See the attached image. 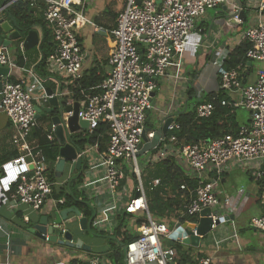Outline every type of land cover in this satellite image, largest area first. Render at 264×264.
Segmentation results:
<instances>
[{
  "label": "built area",
  "instance_id": "built-area-1",
  "mask_svg": "<svg viewBox=\"0 0 264 264\" xmlns=\"http://www.w3.org/2000/svg\"><path fill=\"white\" fill-rule=\"evenodd\" d=\"M14 1L17 0H4L0 11ZM21 1H29L31 5L39 2L43 4V17L51 28L55 42L54 50L45 59V67L51 78H63L72 83L82 76L83 63L91 57L79 39L78 31L83 26L102 30L113 38L114 45L107 58L108 72L101 83V90L81 99L77 112L78 118L88 122V132H92L100 122L107 123V145L103 151H98V143L78 148L76 159L82 160L81 171H85L88 166H92L89 160L92 150L103 168L106 190L100 196L105 195V199L98 197L97 205L108 204L96 212V205L92 201L91 205L95 207L90 224L94 228L109 231V227H112L113 230L116 226L114 216L125 212L142 214L146 219L136 227L137 237L124 243L125 264H181L177 248L166 243L165 239L171 240L170 234L177 224L183 223L181 218L185 216L194 217L190 223L196 227L201 211L206 208L210 209L212 226L205 236H200V243L207 235L215 247L236 237L234 231L222 236L215 233L220 224L232 221L230 215L234 213V199L229 196L220 198L218 191L221 176L232 165L256 163L251 167L254 177L262 182L259 200L264 207V0L257 1L254 7L255 22L244 34L249 43L246 58L263 63L256 71L255 80L242 83L241 64L226 68L218 56L211 61L220 80V90L241 91L238 105L249 110L250 123L239 126L235 134L226 133L181 146H175L173 135H161L155 147L143 154H139L142 135H145L142 143L144 147L151 142L155 133L146 130L145 123L153 107L152 97L157 81L167 76L175 56L184 51L196 20L208 9L225 5L228 0H123L111 29L98 26L85 14L83 0ZM231 6L233 19L241 23V8L235 2ZM0 66L8 67V74L2 81L0 112L8 117L15 128L12 142L19 150L17 156L0 164V191L7 195L10 209L25 205L28 209L36 210L47 203L53 211H59L65 199L54 197L53 187L56 184L63 185L70 179L50 180L45 156L29 137L32 130L39 127L35 103H46L49 97L59 98L61 93L57 90L48 96L45 92L47 79L32 70L19 68L9 58L3 45H0ZM16 69L27 72V77L12 80L10 75ZM221 104L226 102L221 101ZM195 108L198 117H208L214 106L211 102H200ZM71 115L72 110L64 112V126L67 127L66 122ZM55 127L52 123L42 131L50 141L55 138ZM177 127L173 121L167 129L169 131ZM170 155L191 169L189 176L196 178L197 184L193 187L186 184L180 186V189L187 191L188 198L177 217L168 221L154 220L148 210L146 191L159 185L160 181L154 178L145 183L143 165ZM74 161L70 162L71 166ZM238 192L240 194L241 190ZM105 211H110L109 217L99 218V213L105 214ZM218 219L220 222L216 224ZM23 222H28L26 215L23 216ZM249 225L264 236V214L252 217ZM195 227L191 229L192 233H196ZM59 229L62 233L66 230L64 224H60ZM0 231L12 238V228L0 223ZM185 237H189V234L171 240L182 245L185 253L190 255L191 259L183 264H213L211 256L187 249V244L183 243ZM9 243L8 239L4 241L5 246H9ZM87 263L113 264L109 257L96 253L90 255Z\"/></svg>",
  "mask_w": 264,
  "mask_h": 264
},
{
  "label": "crops",
  "instance_id": "crops-1",
  "mask_svg": "<svg viewBox=\"0 0 264 264\" xmlns=\"http://www.w3.org/2000/svg\"><path fill=\"white\" fill-rule=\"evenodd\" d=\"M241 1L246 17L238 25L232 26L228 24L226 17V10L230 13L232 9L231 3H237L236 0H228L225 5L208 9L202 17L196 20L195 28L188 36L184 51L175 56L168 68L167 76L157 81V87L152 97L153 107L147 114L145 123L146 130H153L155 132L159 129L161 121L165 118H175L177 114L186 112L195 107L197 103H200L202 96L220 91V80L211 61L213 57L218 56L223 62L230 50L243 41L245 31L255 22L256 18L254 7L258 0ZM247 1H250L251 4ZM123 3V0H83V9L85 14L93 21L99 16L101 24L112 28L115 25L116 15L122 8ZM3 4L4 0H0V7H2ZM7 6L0 11V19L9 22V24L16 29L18 26L15 25V21L7 15ZM34 6H36L34 7V17H38L39 15L43 16V8L36 4H34ZM246 8H249L250 11ZM109 9L114 13L113 15L105 14V11ZM31 28L37 31L41 43L42 28L37 24L31 26ZM78 33L83 47L89 51L91 56L84 61L83 72L89 69L96 60L100 61L104 70L108 72L107 58L114 43L113 38L106 33L97 32V30L89 25L80 28ZM7 36L8 34L4 33L0 28V37L6 39ZM108 36H110V38H108ZM22 41L23 36L17 40H12L9 46H5L8 56L16 62L19 68L32 70L37 74L36 71L39 70L37 64L41 59L40 43L37 46L24 50L21 46ZM17 53L22 56V64L17 63ZM262 65L263 63L250 60L247 61L245 66L241 65L242 80L245 79V83L253 82L256 77L257 69ZM44 71L48 75L46 80L47 85L45 83L46 87L53 91H57L63 86L64 88L62 92H60L61 95L68 93L66 86L70 83L66 82L64 84L62 82L68 81L67 79L60 78L58 80L55 77L51 78L45 65ZM21 77H27V72L21 69L14 70L13 74L11 73L10 75L12 80H18ZM4 78L5 76L0 77V81H4ZM191 90L193 92H191ZM224 92L229 97V101L227 102L229 105H234L236 107L241 106L238 105V102L241 100L240 90L234 89ZM80 101L81 100H71L66 105H74L77 103L79 107ZM35 104V106L40 108V112L38 113L39 127L36 129L42 132L48 129V126L50 127L52 124L50 120L45 118H48V116L44 114V109L48 107V103L36 102ZM235 115L236 121L238 122L237 129L241 125L250 123L251 116L249 111H245L244 118H238L237 112ZM67 131L66 129V132ZM14 133L15 128L10 123L8 117L3 112H0V164L8 157H10V159L15 157V153L19 154V150L12 142ZM69 136L70 133H68L67 142H70ZM30 140L34 145H38L36 139ZM96 156L97 155L91 150L89 160H91L90 164L92 166H88L85 171L73 169L71 163L66 161L61 175L57 176V181H63L65 178H69L70 181L74 183V181L78 180L77 178L79 175L82 176L80 182H77V188L82 193V196L86 198L92 209L95 207L91 205L92 201L95 203L97 212L98 209L108 203L97 205V200L100 199L98 197L105 199V195H100H103L106 189L103 168L97 162ZM67 163H69V174L64 177L63 173ZM252 165L255 166L256 163L252 162L250 165L241 166L232 165L220 178L218 183L219 197L229 196L232 200L234 199L235 209L234 213L230 215L232 221L220 224L215 233L218 236H222L225 233L231 234L234 231L236 237H231L221 245L215 247L211 245L212 243H210L209 235H207L205 244L210 248L213 247L209 249L210 252L204 250L208 256L215 253V255L219 253L224 255L227 254L226 250H234L238 252V258L244 260L245 264H264V236L249 225V221L252 217L264 214V207L259 200L261 181L254 177ZM56 186H60V184H56ZM239 190H241L240 194L238 192ZM52 211V206L47 203L36 210L28 209L25 205H20L14 210L10 209L7 195L0 191V223L13 229L12 238L7 237L3 231H0V264H70V260L72 259H76L77 262L83 261L86 264L88 258L93 253L108 257V253L111 252L112 249L111 244L110 247L104 249V251H94L90 245L82 241L83 244L90 246L91 249L88 251L82 248L52 243L31 234L27 230L31 220L37 222L42 215L51 217ZM105 212V214L99 213V218L107 219L110 211ZM25 215L28 217L27 223L23 222V216ZM50 219L51 218H49V221ZM68 219H70L71 222L76 219L75 222L78 223L79 218L71 214ZM70 221L67 222V224L62 222L64 228L68 229L67 225L71 223ZM133 221H135V219L130 220L129 227L136 229ZM90 228L98 230L89 223L88 228L82 231H90ZM111 230L112 227H109V231H99H102L101 236L108 240L107 236L110 235ZM6 239L10 240L9 246L4 245ZM75 240L73 236L72 241L75 242Z\"/></svg>",
  "mask_w": 264,
  "mask_h": 264
},
{
  "label": "trees",
  "instance_id": "trees-1",
  "mask_svg": "<svg viewBox=\"0 0 264 264\" xmlns=\"http://www.w3.org/2000/svg\"><path fill=\"white\" fill-rule=\"evenodd\" d=\"M36 5L43 8V4L41 2L36 3ZM34 7L36 6L31 5L29 1L17 0L7 6L6 12L8 17L15 21V25L21 28V32L23 34H26V32L34 24H37L42 28V40L40 43L41 59L37 64L39 70L36 72L40 77L47 79L48 75L44 71L45 59L54 50L55 42L51 28L47 25L44 17L42 15L34 17ZM105 14L113 15L114 13H112L109 9L108 11H105ZM94 22L98 26H102L105 29H111V27L101 24L99 16L95 18ZM248 47L249 43L244 37L240 44L230 50L228 56L223 61V65L226 68H234L240 64L245 66L248 61L245 56ZM16 60L18 64H22V56L19 53H17ZM106 76L107 71L104 70L100 61H94L91 67L85 70L79 79L74 80L66 86L68 93L60 95V103L65 106L71 100L79 101L86 95L99 92L101 90V83ZM62 82L64 84L66 82L68 83V81ZM63 88L64 87L61 86L59 91L62 92ZM191 92L193 91L191 90ZM200 101L211 102L213 104L214 108L212 114L208 117H198L196 115L195 107L187 110L186 112L177 114L174 121L177 123L178 127L169 130L166 133V137L171 135L175 137V146L190 144L201 139H213L226 133H236L238 122L235 118V111L237 107L227 103L229 101V97L224 91L220 90L217 93L206 94L202 96ZM221 101H225L226 104H221ZM108 129L107 123L100 122L92 132L79 130L71 133L69 140L79 149H83L85 145L98 143V151H103L108 141ZM29 139H36V142L46 159L48 177L52 182L57 181L58 177L53 173V168L59 150L56 139L54 138L52 141L48 140L39 129H33ZM17 154L15 153L14 156ZM8 159H10V157L4 161ZM143 170L146 171V182H149L154 178H158L160 181L159 185L152 189H147L146 191L148 210L152 218L154 220L164 219L168 221L172 217H177L179 210L187 202L188 198L187 191L180 189V186L182 184H186L188 187H193L197 184L196 178L189 176V172L184 170L176 157L172 155L156 160L152 163L144 164ZM81 177L82 176L79 175L77 178L78 180L74 181V183L69 180L63 185L54 186L53 196L63 197L65 199L61 207L64 208L74 206L84 216L91 219L94 215V209L89 206L86 198L82 196V193L77 188V182H80ZM261 188L262 182L260 183V190ZM114 217L116 220V226L110 235L107 236L109 243L112 245V249L111 252L108 253V257L112 260L113 264H119L124 258L121 244L133 240L138 235L135 228L133 229V227H129L130 220L135 219L134 225L137 227L141 223L145 222L146 219L142 214L135 215L129 212L117 214ZM194 219V217L185 216L181 218V221L191 222ZM90 231L94 234L102 235V231L95 230L93 228H90ZM172 244L178 250L181 264L191 259L190 255L185 253L182 245ZM70 264L85 263L83 261L77 262L76 259H72L70 260Z\"/></svg>",
  "mask_w": 264,
  "mask_h": 264
},
{
  "label": "water",
  "instance_id": "water-1",
  "mask_svg": "<svg viewBox=\"0 0 264 264\" xmlns=\"http://www.w3.org/2000/svg\"><path fill=\"white\" fill-rule=\"evenodd\" d=\"M238 6L241 8L240 16L241 19L244 20L246 17V13L242 9L243 4L241 0H236ZM227 11V23L235 26L238 25L239 22L234 20L232 15ZM0 28L4 33H7V38L0 37V45L3 46H9L12 43V40H17L23 36V41L21 43V46L24 50L31 48L33 46L39 45V35L37 31L33 28H30L26 34H23L21 32V28L17 27L16 29L13 28L12 25L9 24V22L0 19ZM99 33H105L104 31L100 30L97 31ZM8 74V67L0 66V77L6 76ZM242 83L245 84V79L242 80ZM2 87V81H0V88ZM45 92L48 96H50L53 92L52 89L45 87ZM48 107H46L44 110V114H46L50 121L56 125L54 129V137L56 139L57 144L59 145V159L55 162L54 170L55 175L59 176L62 173L64 164L67 162H72V160H75L72 163V168L75 170L80 171L82 160L80 158L76 159V150L78 149L76 146H74L71 142H67L68 133H74L79 130H87L88 128V122L86 120L80 119L77 116L78 112V105L75 103L74 105H62L60 103V100L57 96H51L49 97L48 101ZM37 117L38 113L40 112V108L38 106H35ZM72 110V115L68 117L67 119V127L63 124V114L66 111ZM174 121L173 117H167L164 120L161 121V125L158 130L155 131L154 137L151 140L150 143H147L144 147H142V143L145 141V135H142L141 142L139 144V147L142 148L139 154H143L145 151L151 150L155 145L158 143V139L161 135H165L168 131V125ZM66 129L68 130L66 132ZM77 216L78 219V226L81 230L87 229L88 224L90 223V219H88L86 216H83L81 212L74 206L72 207H64L61 208L59 211H53L51 217L48 215H42L37 222L30 221L29 226L27 230L41 238L46 239L52 243H59L64 244L69 247L74 248H82L84 250H90V246L85 245L82 243L81 239L75 240L73 242V234L70 232L69 229H66L63 233L59 229V225L62 224V222L70 221L68 217L70 215ZM210 209L206 208L203 209L200 213L199 222L198 225L195 227L193 223L183 222L180 225H176V229L173 230V232L170 234L171 240H175L178 237L185 236L186 234H189V237L183 238V243L191 246H199L200 243V236H205L210 230L212 226V219L209 217ZM49 218L50 221H49ZM76 221V219H75ZM71 222V221H70ZM216 224H219L220 219L215 221ZM172 224V223H171ZM195 227L196 233H192L191 229ZM123 249V255H124V261L126 263V249L124 243L121 244ZM88 264V263H86ZM154 264V262L149 263Z\"/></svg>",
  "mask_w": 264,
  "mask_h": 264
},
{
  "label": "rangeland",
  "instance_id": "rangeland-1",
  "mask_svg": "<svg viewBox=\"0 0 264 264\" xmlns=\"http://www.w3.org/2000/svg\"><path fill=\"white\" fill-rule=\"evenodd\" d=\"M108 38H110V37L108 36ZM245 111L248 112L249 110L244 108L243 106L237 107V109H236L237 117L238 118L239 117L244 118ZM45 118L47 120H50V119H48L49 117L48 118L45 117ZM43 121H44V119H43ZM49 123H50V121H49ZM48 128H49V126H48ZM179 163L182 165V168L184 170L190 172L191 169H189L187 166H185L182 162H179ZM63 174H64V177L69 174V163L66 164V167H65ZM145 176H146V171H144V181H145V183H147L145 180ZM67 227L70 230V232H72V234L76 240L81 239L84 243H87L88 245H90L94 251H104V249L110 247V243L108 242V240L105 237H102L101 235H98V234H94L90 231L80 230L78 223L75 221L69 223L67 225ZM165 242L168 244H172V241L170 239H165ZM205 243H206L205 240L202 239V242H201L199 247H195V246H191V245L190 246L185 245V247L187 249H191L192 251H194L196 253L200 252V254L202 253V254L208 255L205 253V251L210 252L209 249H212L213 247L211 246L212 248H210ZM226 251H227V254H224V255L222 253H219L218 255H215L216 253L212 254L211 256H212L213 264H245L244 260H241V258H238V256H237L238 252H236L234 250H226ZM119 264H125L124 258H123L122 262H120Z\"/></svg>",
  "mask_w": 264,
  "mask_h": 264
}]
</instances>
